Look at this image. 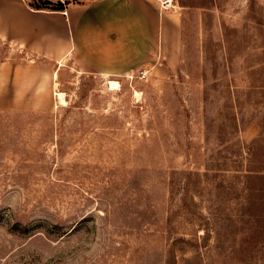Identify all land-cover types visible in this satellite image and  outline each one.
Wrapping results in <instances>:
<instances>
[{"label":"rangeland","instance_id":"1","mask_svg":"<svg viewBox=\"0 0 264 264\" xmlns=\"http://www.w3.org/2000/svg\"><path fill=\"white\" fill-rule=\"evenodd\" d=\"M19 1L45 11L0 32V264H264V0H174L166 78L59 66L76 0Z\"/></svg>","mask_w":264,"mask_h":264},{"label":"crops","instance_id":"2","mask_svg":"<svg viewBox=\"0 0 264 264\" xmlns=\"http://www.w3.org/2000/svg\"><path fill=\"white\" fill-rule=\"evenodd\" d=\"M22 7L19 0L0 1V32L36 43L45 10L30 9L25 15ZM55 12L60 22L46 26L55 35L48 37L52 48L44 55L59 66L72 54L84 68L99 74L118 76L150 69L154 77L166 78L180 65L181 19L158 0H76Z\"/></svg>","mask_w":264,"mask_h":264},{"label":"bare ground","instance_id":"3","mask_svg":"<svg viewBox=\"0 0 264 264\" xmlns=\"http://www.w3.org/2000/svg\"><path fill=\"white\" fill-rule=\"evenodd\" d=\"M161 1V5L162 3L164 4V6L168 9L171 8H175V1L174 0H160ZM167 3V4H165ZM108 85L110 87V89L112 90H117L120 87V82L118 80H114V79H108ZM58 95L60 104H64L66 102L65 97H64V93L63 92H57L56 93Z\"/></svg>","mask_w":264,"mask_h":264},{"label":"trees","instance_id":"4","mask_svg":"<svg viewBox=\"0 0 264 264\" xmlns=\"http://www.w3.org/2000/svg\"><path fill=\"white\" fill-rule=\"evenodd\" d=\"M42 4L46 6V5H50V4H52V2H49V1H43ZM199 7H204V5H199ZM59 8L62 9L63 7L60 6ZM58 10H60V9H58Z\"/></svg>","mask_w":264,"mask_h":264},{"label":"built area","instance_id":"5","mask_svg":"<svg viewBox=\"0 0 264 264\" xmlns=\"http://www.w3.org/2000/svg\"><path fill=\"white\" fill-rule=\"evenodd\" d=\"M161 2V1H160ZM167 4V3H165ZM161 7L165 8V9H168L167 6L165 7L164 4L162 3Z\"/></svg>","mask_w":264,"mask_h":264}]
</instances>
